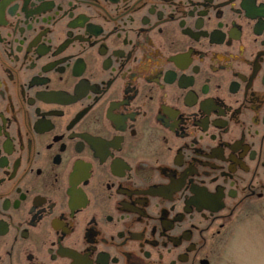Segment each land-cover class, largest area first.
<instances>
[{"label":"flooded vegetation","instance_id":"af4514ba","mask_svg":"<svg viewBox=\"0 0 264 264\" xmlns=\"http://www.w3.org/2000/svg\"><path fill=\"white\" fill-rule=\"evenodd\" d=\"M264 211V0H0V264H224Z\"/></svg>","mask_w":264,"mask_h":264},{"label":"rangeland","instance_id":"374dc122","mask_svg":"<svg viewBox=\"0 0 264 264\" xmlns=\"http://www.w3.org/2000/svg\"><path fill=\"white\" fill-rule=\"evenodd\" d=\"M224 257V264H264V211L241 218Z\"/></svg>","mask_w":264,"mask_h":264}]
</instances>
